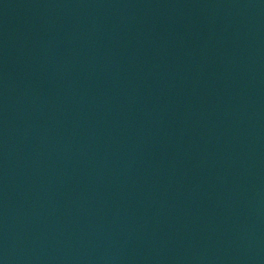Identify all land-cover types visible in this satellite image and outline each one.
I'll list each match as a JSON object with an SVG mask.
<instances>
[{"label":"water","instance_id":"water-1","mask_svg":"<svg viewBox=\"0 0 264 264\" xmlns=\"http://www.w3.org/2000/svg\"><path fill=\"white\" fill-rule=\"evenodd\" d=\"M0 264H264V0H0Z\"/></svg>","mask_w":264,"mask_h":264}]
</instances>
